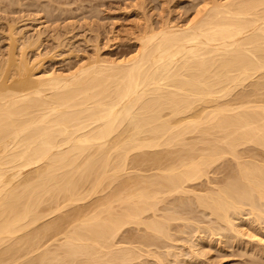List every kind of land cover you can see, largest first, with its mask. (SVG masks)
Segmentation results:
<instances>
[{"label":"bare ground","instance_id":"6f19581e","mask_svg":"<svg viewBox=\"0 0 264 264\" xmlns=\"http://www.w3.org/2000/svg\"><path fill=\"white\" fill-rule=\"evenodd\" d=\"M193 11L182 22L145 19L120 58L39 76L24 45L40 33L9 28L0 264H188L163 243L176 230L245 235V208L264 223V0H202ZM188 202L220 232L180 208ZM202 239L178 241L194 253Z\"/></svg>","mask_w":264,"mask_h":264},{"label":"rangeland","instance_id":"374dc122","mask_svg":"<svg viewBox=\"0 0 264 264\" xmlns=\"http://www.w3.org/2000/svg\"><path fill=\"white\" fill-rule=\"evenodd\" d=\"M35 1L37 0H0V54H3H1L2 56L0 55V57L8 55L7 49L9 48V45L7 44L10 43L9 38L11 36L9 33L11 34L12 31V34L15 33V35H13L14 37L16 36L17 31L22 37L24 36L23 38L32 37L33 39L37 38L40 33V39H36L38 41L37 43L30 46L28 45L29 47L24 45V49L26 48L25 52L27 60L29 63L31 62L30 65H32L38 76L40 73L44 74L46 72H51L54 69L59 72L72 71L75 70L79 64L81 65L88 62L90 58L92 61L98 56H102L106 59H109L110 57L114 59L120 58L122 54H127L135 49V41L133 37L135 33L143 28L145 19L146 22L149 20V23L151 22L153 25L161 24L162 21L164 22L168 20H172L173 23L182 22V20H185V18L189 16V14L194 12L193 10L197 4L202 3V0ZM4 8L5 10L3 11ZM47 10H49L48 13ZM12 26L15 28L14 30H17H9ZM19 34L18 36H20ZM33 36H35V38ZM22 37L19 39H22L24 42ZM23 42L20 45V48L23 46ZM135 154L137 153H133V155ZM214 171V169L213 171L211 170V179L212 181H218L223 173H215ZM171 199L172 198H169V200ZM193 206L188 202L180 208L192 211L191 216L196 217L197 220L202 219L203 221H199V226L202 227L203 225V227H205L212 223L208 226H212L214 230L216 229V231L220 232L221 226H224L223 224L217 223L213 216L206 213L207 216L204 217V212L201 209L200 211L196 206L192 208ZM245 209L246 211L242 210L241 213H239L240 217L236 216L238 218H236V222L247 219L248 223H246V226L248 225V230L245 229L243 231L245 235L235 236L236 234L233 235L229 232L224 234L225 236L223 234L220 235L219 233L209 235L206 232H202L201 234L195 230L193 233L192 230H188L190 232L182 234L176 229L181 230L185 225V222L179 220L174 222L173 226V231L176 230V233H174L177 237L181 236L178 240L182 243L186 239L190 244L194 243L193 246H196L195 244H197L201 237L204 242V245L202 244L203 248L201 247V250L195 249L197 252L194 251L193 253L192 250H189L187 244L182 245L178 240H176L177 242L163 241V243L169 247L176 246L180 250V259H183L184 257L190 258L188 264H264V223L259 224V222L253 218L256 221L254 222L253 219H250L251 215L247 213L248 208ZM246 213L249 215V218ZM252 230L253 232L256 231V235L259 234V237L257 236L258 238H261L262 235V241L260 243H258L256 236L251 238L250 234L252 233H250V231ZM135 231H137V229H135ZM230 234H232L231 237ZM182 239H184V241H182ZM176 244H180L181 247ZM147 259L151 263L153 262V264H158L154 258ZM165 264L174 263H169L167 261ZM178 264L182 263L179 262Z\"/></svg>","mask_w":264,"mask_h":264}]
</instances>
